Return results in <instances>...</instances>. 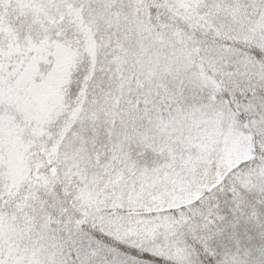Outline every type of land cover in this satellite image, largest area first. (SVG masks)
<instances>
[{"label":"snow or ice","instance_id":"1","mask_svg":"<svg viewBox=\"0 0 264 264\" xmlns=\"http://www.w3.org/2000/svg\"><path fill=\"white\" fill-rule=\"evenodd\" d=\"M0 264H264V0H0Z\"/></svg>","mask_w":264,"mask_h":264}]
</instances>
